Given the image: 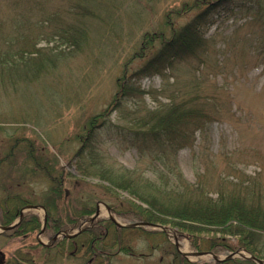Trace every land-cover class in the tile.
Instances as JSON below:
<instances>
[{"label":"rangeland","instance_id":"rangeland-1","mask_svg":"<svg viewBox=\"0 0 264 264\" xmlns=\"http://www.w3.org/2000/svg\"><path fill=\"white\" fill-rule=\"evenodd\" d=\"M217 2L0 0V55L9 54L18 62V54L27 52L31 63L27 68L0 66V198L10 191L33 202L31 206L40 205L50 184L29 157L42 164L54 162L55 175L64 172L71 212L92 206L99 219H108L106 208L136 200L120 190L109 193L103 171L124 180L129 175L122 168L156 184L167 179L160 162L141 156L121 137L110 140L114 127L142 131L143 123L134 121L165 113L174 97L197 98L211 119L196 132L193 145L173 155L170 165H177L187 183H202L213 197L220 190L259 202L264 209V0H241L215 9L193 34L185 35L188 43L181 40L197 46L194 56L184 55L171 62V68L165 65L160 73L147 75L161 60L147 65L163 43ZM61 29L79 35L77 44L63 37ZM144 67L137 79L129 80ZM128 87L145 94L126 99L123 88ZM92 129L98 154L105 160L89 169L93 161L85 164L77 155ZM240 179L251 186L237 187ZM23 212L41 221L45 216L41 207ZM153 231L162 236L123 235V244L133 254L119 253L111 264H174V252L188 264H237L249 258L264 264V234L257 237V256L239 249L228 256L199 257L191 255L200 252L176 231L146 228ZM37 242L51 245L50 237L38 233L9 239L0 232V264H83L74 255L44 252Z\"/></svg>","mask_w":264,"mask_h":264},{"label":"trees","instance_id":"trees-1","mask_svg":"<svg viewBox=\"0 0 264 264\" xmlns=\"http://www.w3.org/2000/svg\"><path fill=\"white\" fill-rule=\"evenodd\" d=\"M239 1L241 0H218L216 4H208L205 9L198 12L188 25L175 34L169 42L163 43L158 53L148 60L147 65L149 66L161 57V60L159 59L160 61L152 67V71L147 75L160 73L165 65L171 68V62L175 59L181 60L184 55L194 56L193 48L197 46L192 47L186 44L189 39L185 35L193 34L197 25L209 17L215 9L224 8L231 2ZM61 31L66 39L75 41L79 37V35L72 36L70 32L63 29ZM182 38L186 43H181ZM74 44L77 42L75 41ZM10 57L9 54H1L0 66L9 69L13 66L27 68L31 65L30 61L28 62L30 54L27 52L18 54V62H14V59ZM8 58H10V63ZM165 59L167 60L163 64ZM194 60L200 61L198 57ZM145 68L132 73L129 80L137 79ZM144 94L138 87L136 89L123 88V96L126 99L135 96L141 97ZM206 111L205 103L197 102V98L177 101L172 97L169 105L166 106L165 113L150 117L148 120L137 119L134 121L137 125L143 123L141 129L144 130H129L127 133L125 132L126 128L114 127L115 132L112 133L113 136L110 140L115 137L123 138L128 146L137 148L141 156L149 155L152 159L160 162L167 171V176L164 177L167 179L164 184L141 180L140 177L123 168L122 171L129 175L125 180L116 174L102 172L103 177L101 178L110 184V188H106L108 192L116 195V191L120 190L127 192L136 200L118 201L115 206L109 207L111 215L125 222L128 227H118L109 219H99V216L90 221V218L96 213L92 206L71 212L67 207L68 191L64 187V172L60 169L58 175H55L54 162L46 160L49 165L48 162L42 164L37 159L28 157V161H32L34 164V169L44 173L50 184V188L41 196V202L38 205L45 211V224L41 235L50 237L52 241L58 234L73 235V233L80 232L70 238L60 236L49 246L37 242L38 246L44 252L53 251L58 256L74 255V257L83 259V264H111L113 258L119 253L133 254V249L123 244V235L146 233L151 236H162L161 232H146L148 227L161 226L172 229L189 240L190 247L196 252L228 256L243 249L253 256L261 253L260 249H257V237L264 234V209L259 202L245 200L241 195L227 196L220 190L216 192V197H213L205 191L202 183H187L177 165L174 163L170 165L173 155L180 149L193 145L196 132L202 131L210 122V114ZM111 129L106 130L110 132ZM93 130L92 134H89L82 143V148L77 155L86 161L85 164L88 160L93 161L87 165L89 169L95 167L97 163L102 164V161L105 160L102 155L98 154L97 140H95L96 136L93 134ZM244 184L247 187L250 185L240 179L237 187H242ZM5 193L7 195L0 198L1 227L11 226L19 219L22 210L33 203L18 193L12 194L10 191ZM85 224L86 227L80 229ZM140 224L148 225V227H129ZM42 226L43 220L41 221L38 216L26 214L18 225L3 234L9 239L25 238L35 233L40 235ZM173 254L174 264H188L181 259L179 254L176 252ZM17 259L14 258L16 261ZM228 263L226 261L222 264ZM243 263L252 264L250 261L237 264Z\"/></svg>","mask_w":264,"mask_h":264},{"label":"water","instance_id":"water-1","mask_svg":"<svg viewBox=\"0 0 264 264\" xmlns=\"http://www.w3.org/2000/svg\"><path fill=\"white\" fill-rule=\"evenodd\" d=\"M38 207L37 206H29V207H27V208H25L24 210L25 211H28V210H36ZM24 210H22V212L20 213L21 215H20V217H19V220L17 221V222H15L14 224H12L11 226H9V227H1L0 226V232L1 233H4V232H6V231H9V230H11V229H13L16 225H18L19 223H20V221L23 219V211ZM43 210V209H42ZM106 210H107V213L109 214V220H111L114 224H116L118 227H128V226H122V225H119L112 217H111V215H110V211H109V209L108 208H106ZM44 211V210H43ZM98 215H99V211L98 210H96V213L94 214V216L90 219V221H92L93 219H95V218H97L98 217ZM44 224H45V220L43 221V229H44ZM148 227V225H142V224H140V225H131V226H129L130 228H138V227ZM154 228H156V229H159V230H161L162 232H166L167 231V229L165 228V227H161V226H153ZM43 229L41 230V233H40V235L42 234V232H43ZM78 233H80L79 231L77 232V233H75V234H73V235H65V234H58V235H56L54 238H53V240H52V242H54L59 236H65V237H68V238H70V237H72V236H75L76 234H78ZM46 246V245H45ZM178 247V245H177V243H175V248H177ZM191 255H196V256H205V255H208V253H195V254H191ZM211 255V254H210ZM213 256V259L214 260H216V257L214 256V255H212ZM231 257H228L227 259H230ZM249 260L250 261H253V262H255V263H257V264H263L261 261H259V260H257V259H255V258H249Z\"/></svg>","mask_w":264,"mask_h":264}]
</instances>
